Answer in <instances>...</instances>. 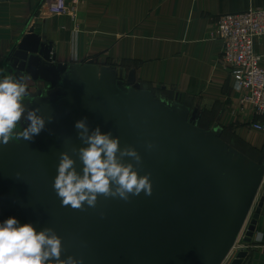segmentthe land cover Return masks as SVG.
Instances as JSON below:
<instances>
[{
  "label": "water",
  "instance_id": "obj_1",
  "mask_svg": "<svg viewBox=\"0 0 264 264\" xmlns=\"http://www.w3.org/2000/svg\"><path fill=\"white\" fill-rule=\"evenodd\" d=\"M36 30L34 22L0 70L30 75L52 92L61 87L64 95L51 103L28 97L31 107L55 119L33 141L12 136L0 145V220L15 216L53 228L63 238L62 258L84 264H224L245 224L243 240L252 243L264 163L247 165L208 140L178 98L165 102L145 93L135 72L128 89L105 78L80 83L79 67L56 63L53 44ZM84 117L92 128L119 136L121 148L137 149L141 175L151 173L150 196L100 195L95 207L62 205L52 185L60 153L75 157L72 149L83 146L74 125ZM247 255L242 248L227 264H242Z\"/></svg>",
  "mask_w": 264,
  "mask_h": 264
},
{
  "label": "crops",
  "instance_id": "obj_2",
  "mask_svg": "<svg viewBox=\"0 0 264 264\" xmlns=\"http://www.w3.org/2000/svg\"><path fill=\"white\" fill-rule=\"evenodd\" d=\"M69 13H50L44 0H0V68L12 47L36 22L37 33L53 44L59 64L78 66L80 83L105 78L123 89L131 72L145 93L179 103L223 150L247 165L264 163V124L220 58L223 42L213 37L221 15L264 8V0H65ZM263 55L264 35L255 40ZM123 75V78L121 77ZM121 77V78H120ZM122 81V82H120ZM25 105L62 98L46 83L27 82ZM51 95L50 98L45 96ZM31 96V97H30ZM33 105V104H32ZM264 196V183L255 202ZM242 264H264V200L257 230ZM234 258V256L232 257Z\"/></svg>",
  "mask_w": 264,
  "mask_h": 264
},
{
  "label": "clouds",
  "instance_id": "obj_3",
  "mask_svg": "<svg viewBox=\"0 0 264 264\" xmlns=\"http://www.w3.org/2000/svg\"><path fill=\"white\" fill-rule=\"evenodd\" d=\"M30 79V75L0 70V145L12 136L33 141L55 119L46 117L44 109L25 105ZM74 127L83 146L72 149L75 157L69 151L60 153L52 185L62 205L80 209L85 203L95 207L100 195L127 201L132 195L152 194L151 173L141 175L142 157L137 149L121 148L119 136L99 125L92 128L87 117L77 120ZM77 158L82 164L79 170ZM125 158L131 159L125 162ZM62 253L63 238L53 228L38 229L15 216L0 220V264H84L82 258L65 259Z\"/></svg>",
  "mask_w": 264,
  "mask_h": 264
},
{
  "label": "built area",
  "instance_id": "obj_4",
  "mask_svg": "<svg viewBox=\"0 0 264 264\" xmlns=\"http://www.w3.org/2000/svg\"><path fill=\"white\" fill-rule=\"evenodd\" d=\"M50 13H69L65 0H44ZM223 42L220 64L233 74L242 89L241 103L249 105L258 116L264 115V68L261 66L263 55L255 50V40L264 35V8H251L239 13L221 15L212 33ZM254 127L264 131V124L255 123ZM264 183V177H263ZM245 224L228 256V261L242 248Z\"/></svg>",
  "mask_w": 264,
  "mask_h": 264
},
{
  "label": "rangeland",
  "instance_id": "obj_5",
  "mask_svg": "<svg viewBox=\"0 0 264 264\" xmlns=\"http://www.w3.org/2000/svg\"><path fill=\"white\" fill-rule=\"evenodd\" d=\"M227 262H229V261L227 260L224 264H227Z\"/></svg>",
  "mask_w": 264,
  "mask_h": 264
},
{
  "label": "flooded vegetation",
  "instance_id": "obj_6",
  "mask_svg": "<svg viewBox=\"0 0 264 264\" xmlns=\"http://www.w3.org/2000/svg\"><path fill=\"white\" fill-rule=\"evenodd\" d=\"M7 73V72H6ZM21 128V130H22V127H20Z\"/></svg>",
  "mask_w": 264,
  "mask_h": 264
}]
</instances>
